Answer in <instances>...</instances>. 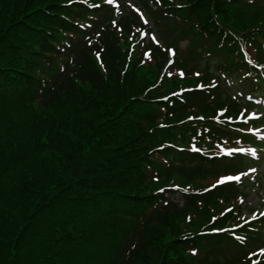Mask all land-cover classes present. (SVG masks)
Returning <instances> with one entry per match:
<instances>
[{
    "label": "trees",
    "instance_id": "1",
    "mask_svg": "<svg viewBox=\"0 0 264 264\" xmlns=\"http://www.w3.org/2000/svg\"><path fill=\"white\" fill-rule=\"evenodd\" d=\"M74 1L0 0V264H238L229 233L198 236L229 221H187L194 209L159 206L157 195L201 188L192 144L216 151L238 137L215 118L239 113L224 77L264 82L248 63L264 62V0L164 4L175 19L162 22L189 45L175 66L184 79L161 83L127 53L112 14L75 46L93 12L76 15ZM181 88L193 90L163 101Z\"/></svg>",
    "mask_w": 264,
    "mask_h": 264
},
{
    "label": "snow or ice",
    "instance_id": "2",
    "mask_svg": "<svg viewBox=\"0 0 264 264\" xmlns=\"http://www.w3.org/2000/svg\"><path fill=\"white\" fill-rule=\"evenodd\" d=\"M69 2H71V0H69ZM105 2L108 3V4H111V3H112V0H105ZM155 2H156L157 4H159V3L161 2V0H155ZM177 7H182V5H177ZM133 10H134V11H138V10H136V9H133ZM141 19H143L142 16H141ZM113 23H115V22H113ZM152 40H153V42H155V43H157V44L159 43L158 41H156L155 37H153ZM166 51H167L170 55H174V54H175V53H174V50L171 49V48L166 49ZM144 55H145L146 57L151 58V57L149 56V53H148V52H145ZM97 56H98V58H99V53H97ZM69 63H71V61H69ZM168 63L171 64L172 61L169 60ZM61 71H64V69L61 68ZM180 75H183V73H180ZM196 75H199V73H196ZM231 151H243V149H230L229 152L225 153V155L230 154ZM239 179H240V177H239L238 175H224V176L219 177V178H218V179H217V180H216V181L210 186V188H215V187L218 186V185H224V184L227 183V182L239 181ZM210 188H206L205 191H209ZM158 191H163V190H162V189H158ZM185 191H186V189H185ZM261 215H264V213H261ZM133 247H135V245H133ZM192 254L195 255V250H194V249L192 250Z\"/></svg>",
    "mask_w": 264,
    "mask_h": 264
},
{
    "label": "rangeland",
    "instance_id": "3",
    "mask_svg": "<svg viewBox=\"0 0 264 264\" xmlns=\"http://www.w3.org/2000/svg\"><path fill=\"white\" fill-rule=\"evenodd\" d=\"M183 46V45H182ZM258 200L255 198V196H252L249 202V205H253L255 204V202H257Z\"/></svg>",
    "mask_w": 264,
    "mask_h": 264
}]
</instances>
